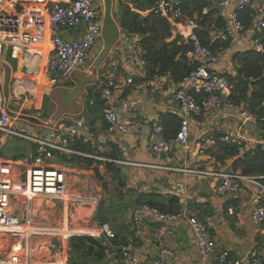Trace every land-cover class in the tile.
<instances>
[{"label": "built area", "instance_id": "obj_1", "mask_svg": "<svg viewBox=\"0 0 264 264\" xmlns=\"http://www.w3.org/2000/svg\"><path fill=\"white\" fill-rule=\"evenodd\" d=\"M100 1L0 0V60H3L7 53L12 60H17L21 55L24 59L25 55L33 52L32 44L36 43L41 34L47 30L51 48L44 69L46 85L50 87L63 85L75 72L86 67L89 54L102 40L103 7ZM127 1L131 11L137 14L142 13L132 7L130 4L132 0ZM187 1L154 0L146 11L147 14L164 19L175 35L179 36L184 44L190 46L186 58L193 68L178 84L170 86L165 98L167 106L175 108L180 121L174 139L167 140L165 128L161 122L149 123L135 116L125 117L118 110L119 94L116 76L121 62L120 57L110 58L109 66L101 79L102 98L107 106L103 119L108 132L133 137L145 135L147 152L154 158L168 155L172 146L176 148L188 146L191 120L225 112L235 114L241 122H255V116L237 102L233 85L227 76L216 69L222 61V50L211 52L207 47L202 46L197 35L201 26L195 18L184 17V5ZM204 1L217 4L222 10L229 6L233 7V10L224 16L226 30L243 32L245 27L238 19V15L249 11L253 31L250 48L256 54L264 56V6L253 8L252 0ZM74 30H80L79 37L65 38L63 36L65 32ZM131 46L137 66L143 71L150 69L152 64L147 58V51L140 39L135 38ZM166 80L168 76L165 72L160 67H156L150 80L153 94L161 91ZM127 83L131 84L132 81L128 80ZM2 86L3 70L0 66V143L3 136L25 139L33 144L34 155L27 165L0 157V264H35L37 257L47 264L45 262L47 256L54 254L45 249L38 251L33 244L34 237L57 238L67 242L71 237H89L95 240L112 238L113 232L108 223H95L89 229H76L66 223L70 232L65 233L64 222L59 226L47 224L44 222L45 217H40V208L44 204L47 205V202L59 205L63 211L79 205L97 207L99 204L97 196L69 188L65 168L49 167L46 164L47 161L52 160L53 152L66 156H82L81 153L71 149V144L84 130V119L73 118L68 122H59L50 133L43 136L28 135L23 132L24 129L14 130L15 120L7 114ZM15 99L12 108L8 110L19 115L20 113L15 112L14 107L19 108L21 95H17ZM235 140V138L223 136L217 141L227 144ZM217 141L209 137L198 142L196 145L198 154H204L214 148ZM19 166L24 167V183L17 174L16 168ZM209 176L218 179L214 187L215 195L226 201H239L242 188L251 186L250 219L255 225L264 223V184L260 182L264 176L248 177L241 176L239 173H211ZM36 199L42 201L41 206H35ZM146 221L156 224L152 231V239L156 245L157 254L145 260L128 250H123L121 259L128 264H168V257L172 253L166 244V239L180 224H184L189 230L194 240L196 254L203 262L264 264V254L257 248L251 249L243 258L231 255L229 250L223 248L211 236L208 227L201 220L189 215L185 210L177 213H163L147 204L138 205L131 215L132 229L138 236H142ZM56 249H59L57 244L50 247V251H56ZM44 250L47 253L43 252Z\"/></svg>", "mask_w": 264, "mask_h": 264}, {"label": "crops", "instance_id": "obj_2", "mask_svg": "<svg viewBox=\"0 0 264 264\" xmlns=\"http://www.w3.org/2000/svg\"><path fill=\"white\" fill-rule=\"evenodd\" d=\"M252 3L253 8L264 6V0H252ZM232 10V6L222 10L217 4L209 3V7L202 9V13L208 14L209 40L211 42L216 40L228 41L229 43L227 49H221L223 57L216 69L227 77L235 78L237 74L233 57L236 54L253 52L250 48L253 31L251 30V20L248 26H244L243 32L226 30L224 16ZM193 18H196V15ZM218 19L224 22L223 30L217 29L216 21ZM171 31L173 38L176 35L173 30ZM78 34H80V30H74L65 32L63 36L65 38H77L79 37ZM135 38L140 39L143 44V39H145V43L148 42L149 47L152 45V42L146 41L148 37L144 38L139 34L127 35L120 28L117 42L95 72L92 73L91 70L94 47L88 56L86 67L75 72L72 78L63 85L56 87L46 85L47 79L44 76L49 50L45 61L43 56L33 52L25 55L24 59L21 55L17 60H12L10 63L3 60L10 65L12 70L9 99L7 105L4 102L5 108H12L16 96L21 95L19 108L14 107L15 112L35 117L46 124L45 126H35L18 121L22 123L20 129L28 130V135L43 136L50 133L59 122H68L73 118L84 119V130L76 141L81 140L85 147H90V151L89 153L76 151L82 154V156L77 157L94 160L99 164L92 163L86 171L70 166L56 167L66 169L69 188L99 198L97 194L99 181L91 171L94 168L99 171L104 170V174L101 172L100 174L105 178L107 176L109 185L113 187L115 193L109 201V213L104 215L108 219L104 223L109 224L113 237L104 239L109 243L102 259L89 264H128L121 259L123 250H128L145 260L157 254V248L152 239V231L156 224L146 221L143 225L142 236H138L132 229V211L138 206L134 205V200L140 194L176 197L179 211L185 210L189 215L201 220L208 227L211 236L235 257L243 258L253 248H257L259 252L264 254V227L253 224L250 219L251 186L242 188L241 198L237 201L238 204L233 207L234 205L215 195L214 187L218 183V179L209 176L211 173H233L231 172L232 159H223L222 153L219 151L223 145L217 141L220 137L229 136L236 139L233 143L244 144V149H240L241 156L245 152L252 151L258 145L264 148L263 135L262 140L257 142H253L247 136L248 132L252 133L251 125H255L256 122L244 123L235 114L225 112L209 114L205 118L191 120L188 146L186 148L172 146L171 152L161 158H154L147 152V137L145 135L133 137L108 132L103 119V113L107 106L102 98L101 79L109 66L110 58L116 56L121 58L116 76L119 94L117 108L123 116H135L149 123L162 122V117L167 116L179 119L175 108L167 106L165 102L170 86L179 82L175 83L170 72L165 71L168 80L160 92L153 94L150 86L152 76L150 75L146 79L152 67L145 70L146 73L134 61L131 45ZM168 41L170 39L166 40V42ZM154 44L157 47L160 40L157 38ZM6 56L10 57L7 53L3 59ZM187 62L192 65L188 60ZM39 76L42 78L39 79ZM40 80L44 82L40 83ZM128 80H131L132 83L128 84ZM240 103L246 109L244 103L242 101ZM14 123L16 120L13 125ZM209 137L214 138L217 145L204 154H198L197 143ZM8 138L12 139L10 136L1 137V144H5ZM18 139L27 143L28 147L25 151L27 156H18L16 160H13L14 157L12 159L0 157L8 161L20 162L21 165H27L33 158L34 146L25 139ZM252 143L255 145L252 146ZM106 163L112 164L116 170H121L127 181L128 191H122L123 197L120 199L115 198L117 192L114 184H111L109 173H105ZM78 165L85 164L80 163ZM23 168V166L16 168L19 176L23 173ZM35 202L38 201L34 200V204ZM35 206L37 207L38 204ZM49 206L48 210L53 211L54 215L45 217L44 222L52 225H62L64 222L63 231L65 233L67 232L66 223L73 228L76 222L79 223L80 220L91 222L90 226L99 223L94 219L97 207L79 205L63 211L57 204L50 203ZM73 217L77 218L76 222H73ZM33 244L38 251L45 249L54 254L47 256L48 258L45 259L47 264H68L67 240L37 237L33 240ZM56 244L59 249L50 251V247ZM166 244L172 253L168 257V264H209V262H203L196 254L194 240L184 224L174 228L172 234L166 239ZM35 264L45 263L38 258Z\"/></svg>", "mask_w": 264, "mask_h": 264}, {"label": "trees", "instance_id": "obj_3", "mask_svg": "<svg viewBox=\"0 0 264 264\" xmlns=\"http://www.w3.org/2000/svg\"><path fill=\"white\" fill-rule=\"evenodd\" d=\"M153 1L132 0L130 4L139 12H146L151 7ZM120 7L121 11L118 14L120 20L119 26L123 33L126 32L127 35L139 34L144 38L148 37L146 41L152 42L150 47L147 45L148 42L145 43V39H143L144 44L142 43L147 51V58L152 64V68L149 70L146 79L150 75H154L156 67H160L164 72H170L175 83L180 82L191 72L193 65L188 64L186 60V54L190 50V46L184 44L179 36L172 38L170 25L164 19L153 14H147V16L141 17L137 13L130 12L129 8L127 6L124 7L121 3ZM205 7H209V3L204 0H188L184 5V17L192 18L196 15V22L201 26V30L197 32V35L202 46L207 47L211 52L221 49L225 50L229 45L228 41L216 40L211 42L209 40V32L207 29L208 14L202 13V9ZM249 13V11H246L238 15V19L245 27L250 23ZM216 24L218 30L224 29V22L222 20L218 19ZM157 38L160 40V44L155 47L154 43ZM169 39L170 41L166 42ZM5 60L9 63L12 61L8 56L5 57ZM233 62L235 63L237 76L235 78H227L233 85L235 98L237 102L242 101L244 103L246 110L255 116L256 124L261 125V129H264V56L250 51L236 54L233 57ZM161 123L165 128L167 140L174 139L179 129V119L173 116L162 117ZM84 145L81 140L75 141L71 144V149L89 153L90 147H85ZM240 149H244V144L227 143L221 145L219 148L223 159H232L231 172L236 173L238 171L241 176L263 177L264 148L258 145L252 151L245 152L242 156L240 155ZM113 155L115 157V154ZM17 157H14L13 160H16ZM52 159L63 163L62 167H77L81 171H86L92 163L99 164V162L94 160H87L74 155H59L57 152H53ZM80 163L85 165L79 166L78 164ZM105 169V173H109L111 184H114L115 191L117 192L115 198H122V191L128 190L127 181L121 170H116L109 163L105 164ZM91 171L97 177L103 192L106 191L107 184L103 181L104 179L108 180L107 176L106 178L102 176L96 168ZM260 182L264 184V178ZM135 198L134 205L147 204L163 213H177L179 211L178 199L173 196L140 194ZM227 203L234 205L233 207L236 206L235 204H238L237 201H228ZM105 213H109V205H106L101 200L97 206L94 219L99 223L107 222L108 219L104 217ZM262 226L264 227V223ZM108 243L104 239L95 240L89 237H71L68 240V264H89L94 261H100L107 249L106 246Z\"/></svg>", "mask_w": 264, "mask_h": 264}, {"label": "rangeland", "instance_id": "obj_4", "mask_svg": "<svg viewBox=\"0 0 264 264\" xmlns=\"http://www.w3.org/2000/svg\"><path fill=\"white\" fill-rule=\"evenodd\" d=\"M119 2H120L124 7L127 6V7L129 8L130 12H135V11H131V7L129 6L128 1L126 2V0H121V1H119ZM100 3H101V6L104 7V1L101 0ZM139 15H140L141 17H143V16H147V13H146V12H142V13L139 14ZM113 18H114L115 22L117 23V25H118V27H119V29H120V26H119V25H120V20H119L118 15H117V14H114V15H113ZM228 31H231V30L229 29ZM102 45H103L102 40L99 41V42L96 44V46H95V52H93V53H94V57L92 58V61L95 60L96 56H97L98 53L101 51V49H102ZM92 63H93V62H92ZM20 128H22V123H21V122H16V123H14V125H13V129H14V130H19ZM263 130H264V129H261V125H258V124L251 125V131H252V133L248 132L247 136L250 137V139H251L253 142H257V141H259V140H262ZM23 132H24V133H28V130H24ZM254 145H255V143H252V146H254ZM27 147H28L27 143H25V142H24L23 140H21V139H18V138H15V137H13L12 139L8 138L5 144H1V143H0V156L5 157V158H7V159H12L13 157L21 156V155H23V156H27V154H26V152H25ZM46 164H47L49 167H60V166L63 165V163H61V162H57V161H55L54 159L47 161ZM65 167H67V166H65ZM100 172H101V174H104V170H100ZM20 178H21V180H22V183H24V182H25L24 172L21 174ZM103 182H104V183L106 182V184H107V190L103 192L102 186H101V184L99 183V184H98V185H99V189H98L99 192H98L97 194H98V196H99V198H100V199H99L100 201L102 200V201L105 202L106 205H109V201L113 198L115 192H114V190H113V187H112L111 185H109L107 179H104ZM21 201L23 202V200H21ZM37 201H38V202H35V204H38V206H39V204H41L42 201H41V200H37ZM46 204H47V205H45V204L42 205V206L40 205V206H41V208H40V212H41V213H40V217H46V218H47L48 215H54V212H53V211L48 210V208H50V206H49L50 203L47 202ZM32 205H34V204H32ZM38 206H37V207H38ZM45 206H47V208H46ZM42 210H44L45 212L42 211ZM43 213H44L45 215H43ZM80 218H81V217H80ZM39 219H40V218H39ZM72 219H73V222H74V221L76 222V220H77L76 217H73ZM40 221L42 222L41 219H40ZM73 224H74V223H73ZM90 225H91V222H82V221L80 220L79 223L76 222V224L74 225V228H76V229H89V228L91 227ZM57 226H59V225H57ZM89 226H90V227H89ZM66 229H67V232H70L68 226L66 227ZM64 236H66L65 233H64ZM35 238H36V237H34V239H35ZM261 240H262V239H261ZM43 252H46V251L44 250ZM46 253H47V252H46ZM36 259H38V257H37Z\"/></svg>", "mask_w": 264, "mask_h": 264}, {"label": "water", "instance_id": "obj_5", "mask_svg": "<svg viewBox=\"0 0 264 264\" xmlns=\"http://www.w3.org/2000/svg\"><path fill=\"white\" fill-rule=\"evenodd\" d=\"M104 1V7H103V25L101 30V36H102V49L96 56L95 60L92 63L91 70L92 73L95 72L102 62L105 60L107 54L111 50V48L115 45L117 42L119 35H120V29L115 22L113 15L120 13V3L119 0H103ZM0 66L3 70V86H2V94L4 98L5 105H7L8 99H9V90L11 85V67L8 63H6L3 60H0ZM7 114L10 116V118L18 121H23L31 125L35 126H45L42 121L39 119L19 114L17 115L14 112L9 111L6 108ZM50 126V125H48Z\"/></svg>", "mask_w": 264, "mask_h": 264}, {"label": "bare ground", "instance_id": "obj_6", "mask_svg": "<svg viewBox=\"0 0 264 264\" xmlns=\"http://www.w3.org/2000/svg\"><path fill=\"white\" fill-rule=\"evenodd\" d=\"M50 48H51V45H50V43L48 41V33H47V30H45L41 34L39 40L36 43L32 44V51L34 53H39L41 56H43L44 61H45V57H46L47 51ZM40 78H42V77L39 76V79ZM42 82H44V81L40 80V83H42ZM37 200H40V199H36V201ZM51 207H52V205H51Z\"/></svg>", "mask_w": 264, "mask_h": 264}, {"label": "flooded vegetation", "instance_id": "obj_7", "mask_svg": "<svg viewBox=\"0 0 264 264\" xmlns=\"http://www.w3.org/2000/svg\"><path fill=\"white\" fill-rule=\"evenodd\" d=\"M120 11H121V7H120Z\"/></svg>", "mask_w": 264, "mask_h": 264}, {"label": "clouds", "instance_id": "obj_8", "mask_svg": "<svg viewBox=\"0 0 264 264\" xmlns=\"http://www.w3.org/2000/svg\"><path fill=\"white\" fill-rule=\"evenodd\" d=\"M121 1V0H120ZM3 60H5V59H3Z\"/></svg>", "mask_w": 264, "mask_h": 264}]
</instances>
